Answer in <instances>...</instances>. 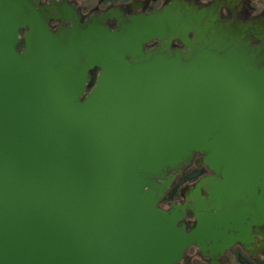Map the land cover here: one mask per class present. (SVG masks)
I'll return each instance as SVG.
<instances>
[{"label": "water", "instance_id": "1", "mask_svg": "<svg viewBox=\"0 0 264 264\" xmlns=\"http://www.w3.org/2000/svg\"><path fill=\"white\" fill-rule=\"evenodd\" d=\"M146 3L85 16L69 0H0V264L257 253L264 15ZM193 163L210 174L166 205Z\"/></svg>", "mask_w": 264, "mask_h": 264}, {"label": "flooded vegetation", "instance_id": "2", "mask_svg": "<svg viewBox=\"0 0 264 264\" xmlns=\"http://www.w3.org/2000/svg\"><path fill=\"white\" fill-rule=\"evenodd\" d=\"M47 2L50 0H42ZM85 1V0H84ZM83 0H69L70 3H75L80 8L81 12L85 16H89L94 12L101 13L111 6H121L127 10V13L133 12V7H128V3L133 0H126L122 2H111L108 0H98L96 4L88 7ZM172 0H147L145 7L137 8V12H153L162 8L166 3ZM192 1V0H189ZM197 4H209L216 0H193ZM223 3L221 7L222 14L227 18H233L237 16L241 20H249L253 18H259L264 15V0H219ZM112 24L115 21L111 22ZM180 45V42H177ZM158 42H153L151 46H157ZM97 71L92 72V83H94ZM191 170L201 173L194 178L191 174ZM189 172V173H188ZM189 176H188V175ZM210 174V172L204 167V165H197L193 163L191 167L179 178L177 184L174 186L175 194L172 198L167 197L165 204L185 202V194H187L191 187H193L202 177ZM188 176V177H186ZM195 221V217L191 212L187 214V222L191 223ZM262 244V245H261ZM258 251L256 254H252L245 250L241 245H236L231 250H228L225 254L221 255L213 261L210 257H205L197 246H191L187 249L184 260L179 264H264V230L262 236L259 237V243L257 244Z\"/></svg>", "mask_w": 264, "mask_h": 264}, {"label": "rangeland", "instance_id": "3", "mask_svg": "<svg viewBox=\"0 0 264 264\" xmlns=\"http://www.w3.org/2000/svg\"><path fill=\"white\" fill-rule=\"evenodd\" d=\"M84 1V0H83ZM108 1H111V2H122V1H126V0H108ZM98 2V0H85L84 3L86 5H88V7L90 6H93L94 4H96Z\"/></svg>", "mask_w": 264, "mask_h": 264}, {"label": "trees", "instance_id": "4", "mask_svg": "<svg viewBox=\"0 0 264 264\" xmlns=\"http://www.w3.org/2000/svg\"><path fill=\"white\" fill-rule=\"evenodd\" d=\"M190 172H191V174L194 175V178L197 177V176H199V175L201 174V173L198 174L197 171H193V170H191ZM188 173H189V172H188ZM187 175H188V174H187ZM188 176H189V175H188ZM188 176H186V177H188ZM175 189H176V188H175ZM175 189H172V191L169 193L168 196H169L170 198H172V197L174 196V194H175ZM169 197H168V199H169Z\"/></svg>", "mask_w": 264, "mask_h": 264}]
</instances>
